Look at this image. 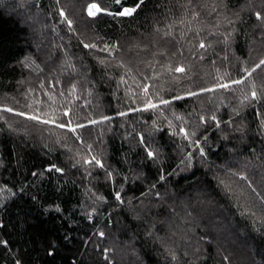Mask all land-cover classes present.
Returning a JSON list of instances; mask_svg holds the SVG:
<instances>
[{
	"label": "trees",
	"instance_id": "trees-1",
	"mask_svg": "<svg viewBox=\"0 0 264 264\" xmlns=\"http://www.w3.org/2000/svg\"><path fill=\"white\" fill-rule=\"evenodd\" d=\"M92 3L0 0V264H264V0Z\"/></svg>",
	"mask_w": 264,
	"mask_h": 264
},
{
	"label": "snow or ice",
	"instance_id": "snow-or-ice-1",
	"mask_svg": "<svg viewBox=\"0 0 264 264\" xmlns=\"http://www.w3.org/2000/svg\"><path fill=\"white\" fill-rule=\"evenodd\" d=\"M57 3H59V0H57ZM115 3L117 4H120L121 5V8L117 10L116 13H112V12H107L106 10L104 9H101L97 4L95 3H92V4H89L87 6V13L89 16H95L97 13H100V12H106L107 15H119V16H132L137 10L138 8H140V6L144 5L145 3V0H137L136 4L132 7H128L125 3L122 2V0H115ZM60 16L64 17V20L67 22L68 24V27L70 30H72V21L69 20L67 18V16L65 15V12L63 9L60 10L59 12ZM255 16H256V19L261 21V26H264V16L261 15L260 12H256L255 13ZM81 43H83V41H81ZM201 48H204L205 45L203 42L200 43L199 45ZM84 47L85 48H96L97 46L95 44H87L85 43L84 44ZM117 48V45L113 44L112 46H108V45H105L103 49H99L101 51H106L108 52V55L111 56L112 55V49H115ZM201 59H203V57H201ZM100 63L102 65L105 64V61L102 59L100 60ZM261 66H264V59H261L256 65L255 67H253L251 70H249L248 68H244L243 69V72L246 73V75L242 78V79H235L233 81H231L232 84H243L244 83V80L248 79L249 77L252 76V73L255 72L257 69H261ZM117 67H120V68H124L125 65L123 63H120L117 65ZM130 71V70H129ZM168 71L170 72H177V73H183L185 71V69L182 67V66H177L175 68H172L171 65H168ZM262 71H264V69H262ZM145 79H148L147 77ZM153 79H158V77H153ZM120 82L121 83H126V81L124 80V77L121 76L120 77ZM141 87L142 89V92L144 93V96H145V102H144V107L141 109V108H137L136 110L137 111H148L149 109H152V110H156V109H159L160 108V105H169L171 103L170 100L168 99H164L162 97H159V102L156 103V102H153V99H152V96L149 94V89L152 87L151 84H143V85H138ZM231 87V85L229 83H220V84H217L215 87H212V88H204L202 89L201 91L202 92H214L216 91L218 88H223V89H229ZM253 88H255V85L253 84ZM200 93H197V92H190L189 95L191 96H196V95H199ZM251 96H252V99L255 100L258 98V94L256 91H252L251 93ZM49 99H52L51 97H49ZM175 99H183L182 96H176ZM7 111H11V109H6ZM70 112H71V109H67L64 111L63 115L64 116H69L70 115ZM121 115H126V113H120ZM17 115H24L23 113H17ZM28 120H34L36 121L37 123H41V124H48L49 123V120L47 119H40L39 116H32V115H29L26 117ZM104 120H108L110 119V117H104L103 118ZM212 120H216V117L213 115L211 117ZM54 122V121H53ZM98 121H91V123L95 124L97 123ZM201 122H206L204 117H201ZM72 125V120L71 119H68L67 120V123H57L55 126L57 128H65L67 127L69 131L75 133L76 132V127H85V125L83 124H79L77 125L76 127H71ZM217 126H219V122L217 121ZM182 132H184V137L185 139H188L189 138V134L184 131L183 129H181ZM192 135H195V133L193 132ZM78 140L80 139L79 136L76 137ZM141 142H143V137L141 136ZM91 147V146H89ZM201 154L203 155V151L201 150ZM147 155L148 157L150 158H153L155 159V154L152 150H148L147 151ZM84 163L86 164H94L95 166H98L100 168H104V164L101 162V160L97 159L96 156H92L90 159L88 158H85L84 159ZM55 167V166H53ZM49 171H52L53 169L50 168L48 169ZM55 171L56 172H61L62 169L60 168H55ZM110 175V173H109ZM116 199L117 200H120V196L119 194H117L116 196ZM121 203H123V201H121ZM104 233L101 232L100 233V236H103ZM0 243H4L5 246L7 244L6 241H2ZM51 254V253H50ZM107 258V257H105ZM227 259V258H226ZM17 264H19V261H17Z\"/></svg>",
	"mask_w": 264,
	"mask_h": 264
}]
</instances>
